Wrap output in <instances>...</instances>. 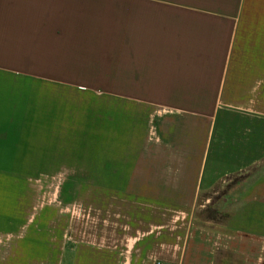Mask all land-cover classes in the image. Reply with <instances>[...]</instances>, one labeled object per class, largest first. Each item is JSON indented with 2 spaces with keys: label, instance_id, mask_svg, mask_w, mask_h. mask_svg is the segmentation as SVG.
<instances>
[{
  "label": "crops",
  "instance_id": "crops-1",
  "mask_svg": "<svg viewBox=\"0 0 264 264\" xmlns=\"http://www.w3.org/2000/svg\"><path fill=\"white\" fill-rule=\"evenodd\" d=\"M66 75L140 90V141L50 147ZM263 162L264 0H0V264H264V178L221 219L195 213ZM50 182L94 187L84 214L37 207Z\"/></svg>",
  "mask_w": 264,
  "mask_h": 264
},
{
  "label": "rangeland",
  "instance_id": "rangeland-1",
  "mask_svg": "<svg viewBox=\"0 0 264 264\" xmlns=\"http://www.w3.org/2000/svg\"><path fill=\"white\" fill-rule=\"evenodd\" d=\"M68 79L70 80L68 81ZM65 80L66 88L58 90L63 100L59 102L58 110L55 112L58 115L52 117L51 115L55 113L50 114V118L54 120L47 123L52 136L48 138L50 147L55 145L65 151L73 147L87 152L95 148H131L140 141V90L77 91L68 88L70 84H74L73 86L80 84L72 80V75H66ZM79 103L80 109L77 110L75 107ZM88 104H91L89 106L90 113L82 116L84 113L82 109H87ZM42 129L41 122L34 120L33 133L39 136ZM94 134L96 137H88ZM51 172H48L49 176H51ZM263 178L264 162L229 178L215 188L214 191L203 195L198 203L196 216L200 220L208 219L209 221H215L226 216L235 204H238L240 200L249 195V189ZM32 189L31 195L36 197L37 207L49 204L51 207L54 206L55 210L56 208L63 209V205H60V198H63L60 195H68V197L73 198V202L66 203L70 206L72 213L79 214L81 210L84 214L83 211L86 208L82 206L75 208L72 204L81 198L87 200L94 187H63L53 185L50 182L46 185L33 186ZM20 205L21 203L18 202V207H21ZM7 206L8 203H6L5 208ZM113 212L114 214L119 213L118 211ZM129 236L131 237V234ZM9 239V233H4L0 241L8 242ZM3 252L7 253V251Z\"/></svg>",
  "mask_w": 264,
  "mask_h": 264
},
{
  "label": "trees",
  "instance_id": "trees-1",
  "mask_svg": "<svg viewBox=\"0 0 264 264\" xmlns=\"http://www.w3.org/2000/svg\"><path fill=\"white\" fill-rule=\"evenodd\" d=\"M221 219V218H220Z\"/></svg>",
  "mask_w": 264,
  "mask_h": 264
}]
</instances>
